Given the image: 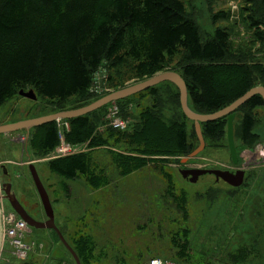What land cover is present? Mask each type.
Listing matches in <instances>:
<instances>
[{
	"label": "rangeland",
	"instance_id": "obj_1",
	"mask_svg": "<svg viewBox=\"0 0 264 264\" xmlns=\"http://www.w3.org/2000/svg\"><path fill=\"white\" fill-rule=\"evenodd\" d=\"M181 1L187 15L197 23L203 40L213 36L218 29L227 30L233 49L246 53L244 59L249 65L259 64L264 68V44L255 43L252 32H247L248 10L254 0ZM216 16L219 19H215ZM179 61V56L172 59L166 64L164 72H178ZM109 75L106 65L99 68L87 92L89 100L79 104L75 103V99L63 104L44 99L31 101L20 96L19 92L32 89L20 90L0 107V125L81 108L114 91L147 80L120 83L119 78L112 74L116 77L112 82L121 85L115 89L109 82ZM232 82L234 80H222L224 85ZM155 89L158 92L155 98L145 91L122 100L118 104L119 114L133 123L139 120L145 109L158 105L157 110L165 121L178 118L184 124L189 143L196 149L198 141L193 134V124L182 119L177 89L168 83H162ZM157 102L159 104L156 105ZM108 106L89 114L92 123L96 117L99 120L93 137L99 133L104 135L110 128L106 119L111 107ZM242 116L237 112L234 121L236 152L241 166L247 162L252 165L243 167L246 175L244 183L238 188L222 181L217 183L210 175L190 183L179 174L184 169L234 170L226 136L221 141L205 139L204 150L194 159L184 161L190 154L162 158L167 160L165 163L158 159L126 177L113 176L112 167L104 163L106 174L111 177L107 187L92 190L80 177L67 182L70 190L64 193L60 188L61 179L49 169V164L67 157L56 156L55 151L61 138L71 144L67 140L70 131L68 122H55L58 144L48 154L32 147L37 130H31L27 140L25 131L0 135V219L3 213L15 214L8 201L2 198L3 186L10 185V192L33 220L40 223L47 220L30 174L29 166L33 165L49 196L55 225L64 240L69 243L76 233L93 238V255L101 257L99 263L91 264H145L150 258L172 260L177 264H264V109L254 110L256 125L253 134L258 140L248 149H244L238 133ZM106 138L107 135L105 141L113 151H127L128 147L122 141L113 145ZM78 147L81 153L74 155L86 154L91 149L89 142L78 144ZM169 148L167 142L163 149ZM96 149L102 150L101 147ZM104 160L107 162V159ZM165 175H170L174 187H169L170 181ZM169 189L176 198L184 191L187 203L174 202L166 192ZM27 227L29 234L23 239L28 246L26 261L16 263L12 255L15 249L4 237V230L0 234L1 259L9 260L11 264H75L55 232ZM250 244L255 249L247 252L244 260L239 259L238 249Z\"/></svg>",
	"mask_w": 264,
	"mask_h": 264
},
{
	"label": "trees",
	"instance_id": "obj_2",
	"mask_svg": "<svg viewBox=\"0 0 264 264\" xmlns=\"http://www.w3.org/2000/svg\"><path fill=\"white\" fill-rule=\"evenodd\" d=\"M248 11L247 32H252L255 43L264 44V0H254ZM230 37L227 30L218 29L203 40L181 0H0V107L26 88L37 99L60 104L75 99L79 104L89 100L93 76L103 65L110 72V84L119 89L121 85L112 82L116 77L120 83L148 79L164 72L166 64L179 56L177 73L186 82L189 107L199 114H212L250 89L264 88V68L249 65L246 53L235 51ZM223 79L234 82L224 85ZM146 92L158 96L155 87ZM262 107V99L254 96L236 111L243 115L238 133L244 149L258 140L253 134L254 110ZM157 109L158 105L145 109L125 131L109 128L108 133L94 137L98 117L93 123L89 115L67 121V140L74 145L89 142L91 149L49 164L61 179V190L68 193L67 182L80 177L92 190L107 187L111 177L104 163L112 167L113 176L126 177L158 159L165 163L162 158L191 154L195 149L184 124L178 118L165 121ZM201 128L204 140L221 141L226 136V118ZM34 130L32 147L42 154L52 152L58 144L55 122ZM106 135L113 145L122 141L127 151H113ZM167 142L170 148L163 149ZM99 147L107 148L96 149ZM165 176L169 187H174L170 175ZM166 192L174 202L187 203L184 191L177 198L170 189ZM83 235L76 233L70 242L67 238L68 245L81 264L99 263L101 256L93 255V238ZM248 246L251 244L238 249L239 259L255 249Z\"/></svg>",
	"mask_w": 264,
	"mask_h": 264
},
{
	"label": "water",
	"instance_id": "obj_3",
	"mask_svg": "<svg viewBox=\"0 0 264 264\" xmlns=\"http://www.w3.org/2000/svg\"><path fill=\"white\" fill-rule=\"evenodd\" d=\"M162 83H170L173 86H175L176 89L178 90L181 111L184 117L188 121L193 123L195 135L198 140V147L186 159H184V161L196 158L205 148V140L202 133L201 125L214 122L222 118H226V139H227L228 150L232 164L234 165V167H236L238 165V156L236 153L235 136H234V121L236 119V111L254 96H259L262 99L263 108H264V88L259 86L250 89L248 92H246L243 96L235 100L229 106L215 113L199 114L194 112L189 107L188 89L185 80L177 72H173V71L159 73L145 81L114 91L106 95L105 97L81 108H77L70 111H63L52 115L20 121L12 124L0 125V135H8V134L25 131L26 132L25 138L27 140L29 138L30 131L35 128L41 127L49 123H54L57 121H69L89 115L99 109H102L103 107L109 104L128 99L146 90L154 88ZM19 95L31 101L37 100V97L33 90H29L28 92L20 91ZM245 166L246 164L243 165V167ZM243 167L235 171L184 169V170H180L179 174L183 179L188 180L190 183H196L200 177L210 175L215 178L216 182L222 181L225 184L229 185L230 187L238 188L244 182L245 168ZM29 170L34 185L36 187V190L38 192L41 205L43 207V211L45 213L47 220L43 223L33 220L25 212V210L20 205V203L17 201L15 195L10 192L11 191L10 185L3 186V192H4V195L2 197L3 200L8 201L11 209L28 226L34 229H41V230L55 232L59 240L61 241L62 245L66 248V250L70 253L72 258L74 259L75 264H80V261L78 260L76 254L68 245V243L64 240L63 236L61 235V233L59 232V230L55 225L54 213H53L52 205L49 200V196L39 179L35 167L33 165H30ZM5 264H11V263L6 262Z\"/></svg>",
	"mask_w": 264,
	"mask_h": 264
},
{
	"label": "built area",
	"instance_id": "obj_4",
	"mask_svg": "<svg viewBox=\"0 0 264 264\" xmlns=\"http://www.w3.org/2000/svg\"><path fill=\"white\" fill-rule=\"evenodd\" d=\"M108 125L114 129L119 131H125L129 126V121L124 120L119 115L118 108L113 105L111 106L106 115ZM60 145L55 151L56 156H71L74 154L81 153L79 151L80 147L73 146L71 144H67L62 138L59 140ZM76 150V151H75ZM83 151V149H81ZM86 150V149H85ZM0 234L2 235L3 230L5 231L4 237L8 241L12 248L15 249V252L12 253L13 258L16 263H24L28 256V246L23 243V239L26 235L29 234V229L27 224L21 220L14 213H3L2 219H0ZM9 262V260H4L0 258V264H5ZM10 263V262H9ZM57 264V263H50ZM145 264H177L172 260H164L161 258H150Z\"/></svg>",
	"mask_w": 264,
	"mask_h": 264
},
{
	"label": "flooded vegetation",
	"instance_id": "obj_5",
	"mask_svg": "<svg viewBox=\"0 0 264 264\" xmlns=\"http://www.w3.org/2000/svg\"><path fill=\"white\" fill-rule=\"evenodd\" d=\"M248 163V162H247ZM246 163V165H248V166H250V165H252V164H247ZM241 165L239 164L237 167H235V169H240L241 167H240ZM235 171V170H234ZM245 175H246V173H245Z\"/></svg>",
	"mask_w": 264,
	"mask_h": 264
},
{
	"label": "bare ground",
	"instance_id": "obj_6",
	"mask_svg": "<svg viewBox=\"0 0 264 264\" xmlns=\"http://www.w3.org/2000/svg\"><path fill=\"white\" fill-rule=\"evenodd\" d=\"M182 203V202H181Z\"/></svg>",
	"mask_w": 264,
	"mask_h": 264
}]
</instances>
